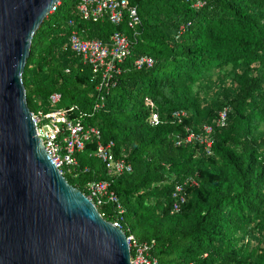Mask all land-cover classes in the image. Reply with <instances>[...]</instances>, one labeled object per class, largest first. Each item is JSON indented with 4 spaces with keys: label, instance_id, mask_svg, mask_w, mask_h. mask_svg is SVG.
<instances>
[{
    "label": "trees",
    "instance_id": "obj_1",
    "mask_svg": "<svg viewBox=\"0 0 264 264\" xmlns=\"http://www.w3.org/2000/svg\"><path fill=\"white\" fill-rule=\"evenodd\" d=\"M128 1L140 17L135 38L122 26L83 21L77 0L60 1L32 38L24 86L31 113L48 111L53 92L62 96L60 107L78 112L96 100L91 70L63 51L69 21L85 39L106 42L120 31L132 42L103 108L85 120L102 142L114 143L131 172L109 180L91 141L65 180L83 194L87 183L109 181L124 210L122 231L152 243L158 264H264V0H211L201 8L192 6L196 0ZM143 55L154 65L137 70L133 62ZM200 84L207 94L194 91ZM147 99L161 121L155 127ZM225 108L226 125L218 128ZM175 111L185 112L181 122ZM204 125L213 126L209 155L184 142L190 131L204 136ZM187 178L197 185L186 186L185 203L171 214L174 186ZM115 209L107 203L99 211L111 222Z\"/></svg>",
    "mask_w": 264,
    "mask_h": 264
},
{
    "label": "water",
    "instance_id": "obj_2",
    "mask_svg": "<svg viewBox=\"0 0 264 264\" xmlns=\"http://www.w3.org/2000/svg\"><path fill=\"white\" fill-rule=\"evenodd\" d=\"M62 0H0V264H130L103 219L45 151L26 102L32 38Z\"/></svg>",
    "mask_w": 264,
    "mask_h": 264
},
{
    "label": "built area",
    "instance_id": "obj_3",
    "mask_svg": "<svg viewBox=\"0 0 264 264\" xmlns=\"http://www.w3.org/2000/svg\"><path fill=\"white\" fill-rule=\"evenodd\" d=\"M211 0H196L192 6L201 8ZM60 2L55 3L50 9L48 16L55 13ZM77 15L85 22L108 23L114 27H125L135 38L138 35L137 28L140 26V17L137 8L130 5L128 0H77L75 7ZM68 26L73 29L69 33L63 46V51L70 52L79 57L82 64L87 66L94 78L96 90L98 92L95 102L89 112L79 111L76 106L60 107L62 96L59 92L51 93L47 98L48 111L40 109L32 113L35 121L38 136L41 143L53 160L63 177L72 174V168L76 166L75 155L81 152L85 144L95 142L93 156L100 161L105 168L109 180L131 172L130 164L124 159L114 154L113 142H102L100 130L85 123L90 115L99 112L105 102V97L115 87L118 77L122 74V64L129 58L132 50V42L129 37L120 31L112 32L107 41L98 39H85L82 33L74 28L72 21ZM184 31V27L180 28ZM154 61L151 57L143 55L133 62V67L137 70L151 68ZM146 105L150 109L148 123L155 127L161 123L154 104L146 100ZM228 109H223L217 115L214 125L218 128L226 125ZM185 116L183 111H175L171 117L181 122ZM213 132L212 125H204V136L189 132L185 136V143L193 141L204 147L205 153L210 154ZM178 138V137H177ZM182 141L176 142V145ZM110 182L92 181L86 184V194H84L96 207L100 216L104 219L107 216L99 210L107 203L115 205L117 217L110 223L121 229L120 219L124 212L119 203L118 197L109 190ZM187 185L196 186V182L187 178L180 183H176L172 192L171 214H177L185 203V188ZM122 230V229H121ZM130 249V264H158L152 255L153 244L139 243L132 236L127 237Z\"/></svg>",
    "mask_w": 264,
    "mask_h": 264
},
{
    "label": "rangeland",
    "instance_id": "obj_4",
    "mask_svg": "<svg viewBox=\"0 0 264 264\" xmlns=\"http://www.w3.org/2000/svg\"><path fill=\"white\" fill-rule=\"evenodd\" d=\"M211 79H212V81H215L216 80V76L212 75ZM220 84H221V81H220ZM194 91H200L202 94H207L209 92L208 91V87L205 84H202V85L200 84V86L196 85L194 87ZM261 130H264V125L261 126Z\"/></svg>",
    "mask_w": 264,
    "mask_h": 264
}]
</instances>
